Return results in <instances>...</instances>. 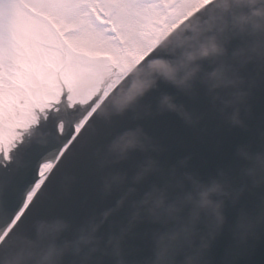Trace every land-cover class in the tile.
<instances>
[{
    "label": "water",
    "instance_id": "water-1",
    "mask_svg": "<svg viewBox=\"0 0 264 264\" xmlns=\"http://www.w3.org/2000/svg\"><path fill=\"white\" fill-rule=\"evenodd\" d=\"M251 10L252 5H241L230 19L227 13L223 20L211 23L212 31L203 29L208 20L190 24L186 29L192 36L188 44L176 35L171 40L175 49L170 47L173 50L166 61L170 62L177 52L185 53L184 60L176 64L182 63L179 76L187 79L177 83L158 72L149 87L156 94L146 89L132 103L137 107L144 98L153 100L149 114L139 113L137 121L132 122H139L133 130L125 128L114 133L110 128L109 134L101 133L84 154L80 146L83 141H78L72 150L75 162L63 172L65 186L43 200L42 188L32 198L16 221L17 226L23 225L18 237L38 239L42 249L52 243L66 245L57 264H82L84 254L93 246L87 238L94 235L109 251L103 264H118L120 260L139 264L149 247L143 234L157 223L150 221L148 212L156 198L163 197L167 206L182 205L190 214L200 193L219 183L227 195L213 193L212 199L223 200L224 222L215 229L210 224L214 217L202 214L194 246L207 243L208 247L203 249L200 264H264V236L256 241L260 250L250 259L237 240L242 214L257 216L264 208V182H253L245 155L264 152V30L254 31L250 24L242 25L238 19ZM198 36L195 43L193 38ZM212 43L221 51L204 55L202 50L210 49ZM218 69L243 77V83L213 87L216 78L212 74ZM240 91L247 95L239 98L236 94ZM237 109L241 123L233 120ZM142 126H146L143 132ZM126 133H136L139 142L124 149L118 141ZM149 194V203H143ZM137 211L140 216L133 219ZM53 225H59V230L50 231ZM254 229L259 236L261 231L264 234V222H257ZM13 232L9 231L0 247L6 250L9 239L15 236ZM112 237L120 238L118 255L116 240L109 244ZM245 247L252 251L250 244ZM237 248L243 255L237 253ZM192 249L185 244L177 260L183 261L184 254ZM233 253L241 259L233 260ZM97 256L100 253H93V258ZM149 261L144 259L142 263Z\"/></svg>",
    "mask_w": 264,
    "mask_h": 264
},
{
    "label": "snow or ice",
    "instance_id": "snow-or-ice-1",
    "mask_svg": "<svg viewBox=\"0 0 264 264\" xmlns=\"http://www.w3.org/2000/svg\"><path fill=\"white\" fill-rule=\"evenodd\" d=\"M144 8L143 0H0V157L5 162L11 161L20 122L54 96L58 78L73 64L107 58L108 39L130 32ZM5 179L0 174V184ZM26 209L27 204L21 213Z\"/></svg>",
    "mask_w": 264,
    "mask_h": 264
},
{
    "label": "clouds",
    "instance_id": "clouds-1",
    "mask_svg": "<svg viewBox=\"0 0 264 264\" xmlns=\"http://www.w3.org/2000/svg\"><path fill=\"white\" fill-rule=\"evenodd\" d=\"M241 2L249 5H261L259 8L253 7L248 14L241 15L238 18L241 24H250L254 31L264 30V0H241ZM209 51L219 52L221 49L215 43H212L210 49L207 47L204 48L203 54L207 55ZM249 59H251V57H249ZM153 67L166 78L177 83H183L184 80L187 79L186 76H179V66H174L167 61H155ZM212 75L216 78V83L213 84V87L243 83V77L236 74L229 75L226 69H218L217 72H214ZM154 82L155 80L152 78L138 81L132 89L116 100L117 110L122 111L135 100L137 96L142 95ZM236 95L239 98H243L247 93L240 91ZM170 107H175V105H170ZM233 120L236 123H241L239 119V109L236 110ZM138 142L136 133H126L124 136L120 137L118 144H122V147L126 149L135 146ZM245 155L250 161V166L247 171L249 176L252 177L253 182L256 184L264 182V152L255 154L245 153ZM213 193L221 196L227 195L223 186L219 183L202 191L200 193V199L196 201L195 206L186 220H183L178 227L172 230L159 232L155 236L154 256L147 264H200L203 249L208 247L207 243L202 244L198 248L194 246V238L199 232L197 225L201 220L202 214L214 217V219L210 221V224L215 229H218L224 222V215L221 211L223 200H213ZM151 198L152 194H149L148 199H145L143 203H149V199ZM181 210L180 206L165 205L163 197H157L154 206L150 207L148 212L156 220H161L165 213L170 211L178 213ZM139 216L140 212L137 211L133 219H137ZM257 222H264V208L261 209L257 216L248 212L242 214L239 231L237 233L238 240H246L251 229ZM44 227L43 225L41 226V234L44 232ZM98 227L99 225L96 226V228ZM49 230L56 232L59 230V225L50 226ZM93 231H95V229ZM113 240L117 242L116 254L118 255L120 251V238H110L109 244H111ZM87 242L92 243L93 246L84 254V261L82 264H103V257L109 255V251L106 247L101 246L100 238L93 235L87 238ZM186 243L192 246L194 250L186 254L183 261H178L177 257L184 251ZM66 247V245L65 247H59L55 243H52L49 244L47 248L42 249L38 239L34 240L28 237H18L9 241L6 250L0 247V264H57L58 258L64 254ZM77 251H80V249L77 248ZM93 253H100V256L93 258ZM118 264H125V261L120 260Z\"/></svg>",
    "mask_w": 264,
    "mask_h": 264
},
{
    "label": "bare ground",
    "instance_id": "bare-ground-1",
    "mask_svg": "<svg viewBox=\"0 0 264 264\" xmlns=\"http://www.w3.org/2000/svg\"><path fill=\"white\" fill-rule=\"evenodd\" d=\"M74 65H72L71 69ZM92 66L93 70L90 73L92 76L96 74L94 71L101 70L100 74L102 77H107L108 80H113L114 82L124 74V71L118 67L113 68V70L102 62L93 63ZM79 72L82 75L81 71ZM90 82V80L86 79L82 81L84 90L90 87ZM102 83L100 84L101 86ZM67 100H71V97L68 95ZM98 101H95V103ZM79 108L81 109V106ZM54 109L49 110L46 101L37 106L35 111L42 112L41 114L44 117L37 118L34 121L32 118H26L19 125L20 132L18 133L16 145L12 153L16 155L19 148L23 147L21 156L11 154L12 158L10 162H5L3 157H0V174L6 177L3 184H0V237H3V240L11 230L12 225L21 216V208L25 204L28 206L34 197L32 192L34 189V193L36 192L60 151L65 149L64 146L70 139L71 132L74 130L71 123L72 121H76L77 118L73 120V117H70L69 121L71 123H69L67 118L65 120L61 119L68 115V112L62 113L65 107H59L58 111L60 113L52 111ZM49 111H52L50 113L51 116L48 115ZM77 112L83 113V118H80L81 121L86 117L84 115L88 113L83 109ZM19 145L21 147L18 148ZM46 153H48L47 158L45 156ZM10 188L13 193L12 195H8ZM3 240H0V243Z\"/></svg>",
    "mask_w": 264,
    "mask_h": 264
},
{
    "label": "rangeland",
    "instance_id": "rangeland-1",
    "mask_svg": "<svg viewBox=\"0 0 264 264\" xmlns=\"http://www.w3.org/2000/svg\"><path fill=\"white\" fill-rule=\"evenodd\" d=\"M203 1L143 0L145 8L133 29L130 32H117L116 37L108 39L110 54L103 60L123 68L132 65L162 34ZM89 62L76 63L75 70L86 67Z\"/></svg>",
    "mask_w": 264,
    "mask_h": 264
}]
</instances>
